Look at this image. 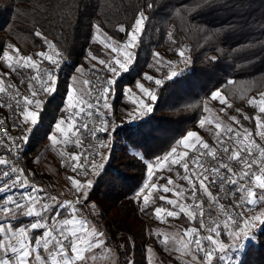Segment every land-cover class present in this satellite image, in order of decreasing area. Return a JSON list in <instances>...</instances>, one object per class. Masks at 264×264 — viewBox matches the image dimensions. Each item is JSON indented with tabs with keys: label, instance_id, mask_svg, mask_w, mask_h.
Segmentation results:
<instances>
[{
	"label": "snow or ice",
	"instance_id": "1",
	"mask_svg": "<svg viewBox=\"0 0 264 264\" xmlns=\"http://www.w3.org/2000/svg\"><path fill=\"white\" fill-rule=\"evenodd\" d=\"M153 7L154 4L148 3L146 10ZM146 10L137 13L130 29L119 26L118 31L126 33V40L114 42L105 35L100 41L99 35L96 36L116 56L105 61L89 55L105 65L112 78L99 87L84 80V87L79 89L76 86L79 81L73 78L62 109L66 115L55 123L48 136L51 148L61 157L62 166L73 173L66 177L71 199L52 195L30 179L34 173L26 174L25 169L10 159L18 158L28 143L29 134L40 122L44 104L40 97L57 90L60 52L41 31L34 35L44 41L52 54L41 51L36 54L40 58L37 60L22 55L19 48L11 44L8 45L11 51L0 52V61L9 70L7 73L0 71V109L11 113L12 127L23 133L13 137L6 120L0 119V133H3L0 147L6 152L0 154V264H101V261L113 264L114 253L105 232L96 227L83 209L90 204L89 193L94 183L91 177L105 170L110 158L105 149H110L120 127L108 118L112 109L109 98L115 94L116 77L128 70L135 58L132 50L146 34L149 19ZM95 31L101 33L99 25L95 26ZM168 38L176 42L171 32ZM177 55L181 62H190L185 49H179ZM153 56L155 65L150 67L155 66L157 71L166 67L167 80L181 74L175 62L164 61L159 53ZM211 59L215 61L216 57ZM45 61L50 68H41ZM77 71L83 73L84 69ZM9 74L21 77L20 85L26 88L27 94L9 82ZM144 79L153 81L154 77L146 75ZM154 83L159 86L163 80L155 79ZM235 83L232 79L227 81L228 85ZM136 87L149 101L157 100L143 84L137 83ZM129 93L130 89L125 95ZM244 98L257 110L254 116L244 115L245 120H254V129L244 127L235 116L229 119L238 127L225 125L218 117L205 116L199 119L198 127L209 133L212 143L196 131H187L176 146L156 157L154 162L144 160L140 153L131 150L146 164L151 181L132 197L142 205L139 210L147 211L158 199L170 207H154L152 215L156 220L167 223L166 217L179 220L183 216L190 225H198L174 233L155 230L165 251L177 253L181 264H242L239 256L246 252V242L256 239L257 233L264 234V91L258 96ZM210 99L225 106L221 112L233 107L223 89L213 91ZM133 103L137 107L125 114L128 122L153 111L152 104L143 99ZM203 111L210 113L211 109L204 104ZM156 171L175 175H160L153 181ZM162 179L165 180L163 185L158 183ZM168 193L172 194L171 198L166 195ZM257 208L261 210L254 211ZM91 209L95 213L96 205L92 204ZM222 237H226L227 242Z\"/></svg>",
	"mask_w": 264,
	"mask_h": 264
},
{
	"label": "trees",
	"instance_id": "2",
	"mask_svg": "<svg viewBox=\"0 0 264 264\" xmlns=\"http://www.w3.org/2000/svg\"><path fill=\"white\" fill-rule=\"evenodd\" d=\"M148 3L154 7L146 10ZM141 10H146L149 17L146 34L136 49L134 67L118 84L143 82L154 91L157 100L149 101L153 111L143 119L118 128L114 135L118 146L112 141L110 149H105L109 152L108 164L89 193L96 212L91 206L83 209L105 232L109 246L118 253V264H147L146 243L167 260L163 250L147 235L148 229L157 225L152 209L165 204L157 199L141 212L134 203L132 197L148 176L146 164L131 150L148 162L166 154L196 127L205 101L217 89H223L233 105L227 108L228 113L240 119L251 114L244 97L264 91V0H0V52L6 51L9 44L19 48L24 56L44 50V41L34 35L41 31L60 52L57 85L66 92L70 77L88 55L102 56V47L95 42V26L121 42L127 36L118 31L119 26L130 29ZM169 32L175 43L169 40ZM179 49H185V56L190 57L186 66L180 65V75L167 80L163 70L158 75L163 80L159 86L154 80L144 79L147 73L152 77L157 74L150 67L153 53L178 61ZM0 67H6L2 61ZM229 79L235 80V85H228ZM53 121L43 130V124L36 125L34 130L41 131L39 135L33 131L29 134V145L21 159L26 174L34 173L30 179L49 193L56 189L50 175L40 170L37 158ZM172 222L181 227L198 226L190 225L183 216ZM240 260L242 264H264V234L257 233Z\"/></svg>",
	"mask_w": 264,
	"mask_h": 264
},
{
	"label": "rangeland",
	"instance_id": "3",
	"mask_svg": "<svg viewBox=\"0 0 264 264\" xmlns=\"http://www.w3.org/2000/svg\"><path fill=\"white\" fill-rule=\"evenodd\" d=\"M97 35H99L100 41H102L106 34L103 33L102 31L99 34H97V33L95 34V42L102 47V56H95V57H98L99 59H102L105 61H110L114 56H116V53L112 52L111 48H105L103 46V44L96 39ZM126 39L127 38H125L124 40H126ZM111 40L114 42H118V41L113 40L112 38H111ZM136 49L137 48L132 50L135 58L128 65V70L127 71H121L120 75L118 77H116L117 83L115 85V94L110 96V98H109V103L111 104L112 109H111V115L108 118L110 119L111 116H114L113 120L117 125L121 124V123H126V122L128 123V121L125 119V114L127 111H131L132 109L137 107V105L133 103L134 100L138 101L140 99H143L146 103H149L148 98L142 92H140V90L136 87L137 83H141L146 88H148L143 82L139 81L135 85H121L120 86L118 84V81L120 79H122L123 77H125L128 73H130V71L134 67L135 59H136ZM6 51H11V49L7 48ZM41 51H49V50H47V48H45L44 50H41ZM41 51H38L37 53H39ZM37 53H35L32 56L34 59L39 60L40 58L36 55ZM49 54H52V53L49 51ZM91 56H94V55L91 54ZM160 57H162L164 61L175 62L177 65V71L178 72H181L183 70V68H181L180 65H183V67H184L188 64V63L185 64V63L181 62V58L179 56H178V61H175V60L173 61V60L164 58L161 55H160ZM151 65H155V57H153ZM50 67H51V65H49L46 61L41 64V68H50ZM153 67L157 73L154 77V80L159 79L158 75L163 70H166V72L168 71V69L166 67H160L159 71H157V68L155 66H153ZM80 68L84 69L83 73L76 70L72 74V76L70 77L68 88L72 85L73 78H75L77 81H79V83L76 85L78 89L84 87L83 83H82L84 80L90 81L92 85L96 84L97 80L94 77L95 73H98L101 76V78L103 79L102 81H105L107 79L112 78V74L106 70L105 65H101L98 63L97 60L91 59L90 55H88V57L86 58L85 63L83 65H81L80 67H78V69H80ZM0 71L7 73L9 70L6 67H4V68L0 67ZM147 74L150 76H153L149 73H147ZM9 75H10L9 82L15 83L18 87L21 88V92H24L25 94H27L26 88L24 86L20 85L21 77L16 75V74H9ZM25 75H27V73H25ZM68 88H67V90H68ZM61 89H63V88H60L57 85L56 92L52 93L51 95H43L40 97L44 101L43 106H46L45 109H47V111H48L47 115L43 119V121L40 120V125L43 124V127H41L42 130H43V128L45 129V126L49 123V121H52V119H54V121L52 123V126H53L62 116L66 115V113L63 112L62 109L66 105L67 92L65 90L61 91ZM129 89L131 90V93H129L128 95H125V93L128 92ZM148 89H150V88H148ZM152 92L154 93V91H152ZM204 104H207V106L211 109V112L210 113L203 112L201 118H203L205 116H208L209 118L218 117L224 122L225 125H230V122H232V120L229 119V117L235 116L240 121L241 124L245 125L246 128H249V129L255 128L254 120L253 121L245 120L244 117H242V119H240L237 115L229 114L227 109H226V111L221 112L220 109L225 108V106L220 105L217 101H212L210 99V97L205 101ZM250 109H251V114L248 113L246 115L254 116L257 114L256 109H253L252 107H250ZM2 113H3V111L0 112V115ZM146 115H147V113H145L141 118L134 120V121L137 122L138 120L143 119ZM47 118H49V119H47ZM134 121H132V122H134ZM53 129L54 128H51L50 133L53 131ZM202 130L204 131L205 135L201 132ZM192 131L198 132V134H200L202 137H205L206 140H208L210 143H212V137L210 135H208L209 133L205 129H201L198 127V125H196L195 129ZM112 141H113V144L116 145V147H117L118 146L117 139L114 138ZM114 141H115V143H114ZM260 142L261 141L259 140V138H257V143H260ZM37 164H38V166L42 172H47L50 175L52 182H53V185L55 184L54 186L56 187V189H58L61 192L60 195H56V196L61 197L62 199H71L72 195L70 197L71 192L68 191V183H64V182H65V180L67 181L66 177L68 175H73V173H71L70 169L62 166V160H61V157L59 156L58 152L56 150H53L50 145H47V146L45 145L43 147L41 155L37 158ZM160 175H163L165 177H167V176H173L174 177L175 174L174 173H168L166 171H164V172L156 171V172H154L153 177L156 178L157 176H160ZM91 178L93 179V181H95L97 176L91 177ZM146 183L150 184L151 182L149 180H147ZM158 183L163 185L165 183V180L162 179ZM64 195L66 198L64 197ZM166 195L169 196L170 198L172 196L171 193H168ZM161 202H163L165 204L164 201H161ZM134 203L137 205V207L139 209L142 206L141 204H138L135 201H134ZM91 205H92V203H90L87 207H89ZM165 207H170V206L165 204ZM259 210H261V209L260 208L254 209V211H259ZM154 219H155V217H154ZM166 220H167V223H161L160 221L155 219V223H157V225H155L154 228L148 229L147 235L149 237H151L154 240V242L163 250V252L165 253V255L167 257V260H164L163 257L160 254H158L157 250L153 246H151L149 243H146V246H145L146 250L149 248L152 250L151 252L146 251L147 264H181V261L177 258V253L165 251L164 247L159 243V241L157 240V238L155 236V230H160L161 232L174 233L178 229H182L185 227H181V226L173 223L172 222L173 218L166 217ZM222 239H225V241H226V237H222ZM247 244H248V242H246V246H247ZM110 248L112 249V252L114 253L113 264H118V253L114 248H112V247H110ZM241 255L242 254H240L239 258H241ZM185 259H187V258H185ZM101 264H103V261H101Z\"/></svg>",
	"mask_w": 264,
	"mask_h": 264
},
{
	"label": "built area",
	"instance_id": "4",
	"mask_svg": "<svg viewBox=\"0 0 264 264\" xmlns=\"http://www.w3.org/2000/svg\"><path fill=\"white\" fill-rule=\"evenodd\" d=\"M94 77H95L96 80H97V83L94 84V86L99 87L100 84H102V82H103L102 80H103V79L101 78V76H100L98 73H95V74H94ZM2 111H3V113L0 115V119H5V120H6V127H8V128L11 129L10 134H11L13 137H17V136L22 135V134H23V133H22V130L15 129V128L12 127V124H13L14 121H13V118H12V116H11V113H9L7 109H3ZM230 125H231L232 127H238L237 125H235V124L233 123V121L230 122ZM2 135H3V133H0V136H2ZM100 135L102 136L103 134H100ZM28 145H29V140H28V143H27L26 145L23 146L22 150L20 151V153H19V155H18V158H10V159H13V161L17 164L18 167L23 168V169H24V166H23V164H22V162H21V159H22V153H23V151H24L25 149H27ZM1 149L3 150V152L0 153V154H6V152H5V148H4V147H0V150H1ZM224 203L227 204V203H229V202H228V201H224Z\"/></svg>",
	"mask_w": 264,
	"mask_h": 264
},
{
	"label": "crops",
	"instance_id": "5",
	"mask_svg": "<svg viewBox=\"0 0 264 264\" xmlns=\"http://www.w3.org/2000/svg\"><path fill=\"white\" fill-rule=\"evenodd\" d=\"M62 107V106H61ZM46 108V106H43V109H42V111H41V117H40V120L41 121H43V119L46 117V115H47V109H45ZM47 119H49V118H47ZM131 123H135V121L134 122H126V123H121V124H118L120 127L121 126H123V125H125V124H131ZM40 124V122L37 124V125H39ZM42 125V124H41ZM197 125H198V123H197ZM244 127H245V125L244 124H242ZM52 128H54V125L52 126ZM40 129V128H39ZM39 129H36V130H32L33 132H35V134L36 135H39V133H40V131H41V129L39 130ZM195 128H193V129H191V131L192 130H194ZM54 130V129H53ZM49 134H50V132H49ZM49 134L47 135V137H46V139L43 141V143H42V147H44L45 145L47 146V145H50V141H49V139H48V136H49ZM69 150H71V149H69ZM64 183H68L66 180H65V182ZM52 184H53V182H52ZM55 185V184H54ZM53 185V186H54ZM55 187V186H54ZM55 189H56V187H55ZM60 191L58 190V189H56V192H54V193H52V195H60ZM71 195L72 194H70V197H71ZM64 197H65V195H64ZM66 198V197H65Z\"/></svg>",
	"mask_w": 264,
	"mask_h": 264
}]
</instances>
